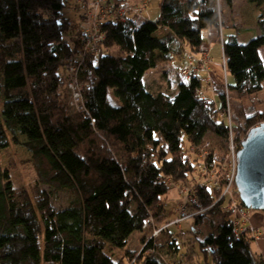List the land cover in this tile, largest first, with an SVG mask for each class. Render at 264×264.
I'll return each instance as SVG.
<instances>
[{
	"label": "trees",
	"instance_id": "obj_1",
	"mask_svg": "<svg viewBox=\"0 0 264 264\" xmlns=\"http://www.w3.org/2000/svg\"><path fill=\"white\" fill-rule=\"evenodd\" d=\"M108 1L125 10L140 6ZM244 1L260 10L258 33L240 44L221 27V58L232 80L214 86L211 98L196 71L181 77L178 67L187 62L173 67L174 95L155 91L143 76L185 50L199 52L201 29L221 24L220 0H159L153 18L143 17L148 0L141 12L99 19L100 39L72 27L68 0H0V152L22 144L34 166L28 188L0 165V264H197L199 252L206 264H264L247 224L236 231L227 198L218 200V188L203 184V167L221 168L229 140L238 150L248 130L264 122V110L226 119L225 92L264 87V0ZM71 61L79 102L61 78H70ZM111 91L118 104L110 103ZM31 127L37 134L21 141ZM183 188L185 195L193 189L196 201L186 204L200 212H188L185 220L193 222L181 234L162 225L178 216L166 204ZM59 191L67 194L63 206L51 201Z\"/></svg>",
	"mask_w": 264,
	"mask_h": 264
},
{
	"label": "rangeland",
	"instance_id": "obj_2",
	"mask_svg": "<svg viewBox=\"0 0 264 264\" xmlns=\"http://www.w3.org/2000/svg\"><path fill=\"white\" fill-rule=\"evenodd\" d=\"M90 0H77L78 5L75 0H68V2H71V5L68 8L64 9V12L67 13L68 15L72 14L70 12V8L72 7L73 12L76 13V20L74 22V25L72 24V27L74 26L75 29L77 28H82L83 26L87 28L86 31H84V34L87 33L88 35H91L93 38L92 39H97L100 36L98 27H97V21L100 19V16L98 14L95 15H88L92 14L95 10V7L90 5L89 11L87 9L82 8V4L85 2H88ZM158 1L159 0H151L150 1V6L148 7L147 11H145V14L147 15V12L150 13L151 16L157 15L158 12ZM219 9L220 13H223V16L221 15V24L223 28V32L225 34L230 33V34H235L236 35V40L238 43L243 44L249 41L251 38L255 37L257 34V27H256V22L255 20L257 19V15H259L260 10L256 7V5L253 4H248L244 0H233V5L231 8L226 6L222 0H220L219 4ZM83 12L85 13V16H81L80 13ZM69 15V16H70ZM79 21V22H77ZM73 23V20L72 22ZM216 30V27L214 26H209V27H204L201 29V33L203 36L204 41H208V34H213ZM219 30V28H218ZM217 32V30H216ZM219 33V31H218ZM218 40L216 41L212 39V41L216 44L213 48L214 53H218V59L216 63L219 64V70L213 69L211 66V56L208 51L201 50L199 52H191L190 50H185L182 55L180 56H175L171 60H166L163 62H159L158 66L155 68H151L146 71V75L143 76V81L144 83H147L150 86H154V90H161L164 92H167L171 95H174L177 89V82H178V77L174 71V65L177 62H180L179 58H183L187 62V68L185 69L187 72H189V68H191L192 71H198V70H203L206 71L207 74L205 75L204 80L207 82L208 86H211L213 89V86H220L224 80L227 78L229 81L232 80V77L230 74H227L225 69H224V63L221 58V41H220V36H218ZM264 49V46L259 47L258 50ZM90 51L92 52L90 56H92L95 52L90 48ZM263 51V50H261ZM264 56V53L262 54ZM64 62L65 59H64ZM192 62H195L193 65ZM182 63V62H180ZM177 65V64H176ZM59 68L61 69V66L59 65ZM64 69V68H63ZM65 70V69H64ZM68 71L70 78L67 80V76L61 77L63 78V81L65 83V86H67L74 95V100L75 102L80 101V94L78 92L77 87H79V70H77L76 66H74V62L69 63V69ZM163 71H165L168 75V80L164 78ZM182 75V74H181ZM182 78L184 76H181ZM78 78V80H77ZM169 83L171 86H169ZM152 89V88H150ZM209 93L212 92V90H208ZM226 97H227V106L228 103L231 101L230 104V112L229 116L227 119L228 124H231L232 119L234 118L233 115L239 114L240 116L245 115H252L254 113H257L259 111L264 110V87L257 91L256 93L253 94H247V95H242L238 96V94L233 91L229 90L227 93L225 92ZM78 95V96H77ZM110 103L112 104H118L119 101L118 99L114 96L113 92L111 91L108 97ZM235 120H233L234 122ZM260 123H257L259 125ZM27 130L28 133L24 134L21 137V141H24L29 138V136H35L37 134V129L34 127L28 128ZM26 130V131H27ZM235 146V140L230 139L228 142V146L225 150V156L223 158V163L221 168H219L218 171V183H225V175L224 173L227 172L228 169V159H232V151ZM31 155L30 153L22 146V144L19 145H11L10 148H8L6 151L3 150L0 152V165L2 166L4 163L7 165L8 170L12 173L13 179L16 181V184L21 186L23 184L24 187H30V182H32L34 178V166L32 164L31 160ZM205 167V166H204ZM203 167V175L205 173V168ZM215 181V179H214ZM43 189L46 191H49L48 186H42ZM235 188L236 186L232 182L231 185L228 187V192L230 193V202H228V198L226 199V204L227 206L224 208H228L232 214H236L237 218H242V223L240 224L239 228H242V225L247 224L246 231L248 232V235L250 236V243H251V249L253 250L254 253H264V209L256 210V209H251V208H245L244 206L242 207L243 209L247 210L246 213L241 212V206L237 205L235 202V198L237 194H235L232 191V188ZM184 188L180 191V193L176 194L177 196L175 197L176 199L169 200L167 203L166 200V205H167V210H172L175 209V211L179 214L182 213H188V212H196L199 211L200 208L196 206L195 209L191 208L188 206L186 203L188 201H191V199L195 198L192 196L193 189L190 190L189 195H185L184 193ZM229 197V194L228 196ZM238 199V198H237ZM219 200V199H218ZM51 201L54 205L56 206H63L66 204L67 201V194L64 192H51ZM229 204L233 206L234 208H230ZM212 205V204H211ZM203 209V208H202ZM198 213V212H197ZM177 215L172 216L169 219V222H167L165 225H162L163 228L166 226H171V227H177V230L179 233L183 234L182 231V226L190 225V222H193V219H188V221L181 220L177 223ZM185 217H187V214H185ZM184 217V218H185ZM174 221V222H173ZM184 223V224H183ZM152 234L156 235L158 232L159 228H154ZM203 231V229H202ZM201 231V232H202ZM156 232V234H154ZM201 235V233H198ZM139 235V232H133L130 237V242L128 246L130 248H133L135 243L137 242L136 236ZM133 238H135L133 240ZM132 240L135 242L133 243ZM198 258L195 260L197 264H206V260L204 258V255L199 252V255L197 256ZM185 264H191V262H185Z\"/></svg>",
	"mask_w": 264,
	"mask_h": 264
},
{
	"label": "water",
	"instance_id": "obj_3",
	"mask_svg": "<svg viewBox=\"0 0 264 264\" xmlns=\"http://www.w3.org/2000/svg\"><path fill=\"white\" fill-rule=\"evenodd\" d=\"M234 183L245 208L264 209V122L248 130L236 152Z\"/></svg>",
	"mask_w": 264,
	"mask_h": 264
},
{
	"label": "built area",
	"instance_id": "obj_4",
	"mask_svg": "<svg viewBox=\"0 0 264 264\" xmlns=\"http://www.w3.org/2000/svg\"><path fill=\"white\" fill-rule=\"evenodd\" d=\"M107 1L108 0H90L88 2L83 3L82 4V8L84 10L87 9L89 11L90 5H92V6L95 7V10H94V12L92 14H88V15L90 16V15L98 14L100 16V19H105V18L114 17V15L121 16L123 14V12L124 11L125 12L128 11V9H130L132 12H135V13L136 12H141L145 8L146 3L148 2V0H140V3H139L140 6L139 7L127 6V9L125 10L124 8H117L114 5H112L109 1H108L109 3ZM220 16L221 15L219 14V18H220ZM221 27L222 26L220 24V26H219L220 39H222ZM77 30L86 31L87 28L83 26L82 28H77ZM101 37H102V35H100L97 39H100ZM90 45H91L92 50L93 51L95 50V52H96L97 44L92 41ZM222 60H223V56H222ZM223 63H224V60H223ZM186 68H187V66L186 67H182V66L178 67L179 72L182 74V76H184L183 77L184 79L188 78V76H189V72H187L185 70ZM224 69H225V63H224ZM228 113H229V110H228ZM236 152H237V150L235 149V146H234V149L232 151V159L231 158L228 159V161H229L228 162V169H227V172L224 173V175H225V183H220L219 184L218 181L216 180V179H218V171L217 172H213V170H208V169H206L204 167L205 168V173L203 175V177H204V179H203L204 183L203 184L215 185L218 188V192L220 193L218 199H220V198H228V202H230V197H231L230 193L228 192V187L231 185L232 182L234 183L235 174H236ZM214 179H215V181H214ZM234 185H235V183H234ZM232 191L235 193V188L234 187L232 188ZM228 194H229V197H227ZM191 201L195 202L196 200L191 199ZM228 202H227V204H228ZM235 202H236L237 205H239L237 196L235 198ZM229 207L230 208H234L230 204H229ZM197 212H200V211L192 212L191 215L195 214ZM241 212L242 213H246L247 210H245V209H243L241 207ZM185 214H187V217H185ZM234 216H235V220H234L235 230L237 231V230L243 229V227L246 224L242 225V228H239V226L242 223L243 219L242 218H237L236 214ZM188 217H189L188 213H182V214L178 215L176 221L178 223L182 219L184 220V219H186Z\"/></svg>",
	"mask_w": 264,
	"mask_h": 264
},
{
	"label": "crops",
	"instance_id": "obj_5",
	"mask_svg": "<svg viewBox=\"0 0 264 264\" xmlns=\"http://www.w3.org/2000/svg\"><path fill=\"white\" fill-rule=\"evenodd\" d=\"M127 1H130V2H135V1H137V0H127ZM150 1L151 0H149V4H148V6L146 7V9L144 10V12H143V17H148V18H153V17H155V15H153V16H151L150 15V13H148L147 12V15L145 14V11H147V9H148V7L150 6ZM223 27V26H222ZM219 28V27H218ZM218 28H216V30H217V32H216V30H215V32L211 35V34H208L207 36H208V38H209V40L207 41H204L203 43H202V45H201V48L203 49V50H206V51H208L209 52V54H210V56H211V66H212V68L213 69H216V70H219V64L218 63H216L217 62V60H219L218 59V53L220 52V51H218V53H214L213 52V48H214V46L216 45L213 41H212V39L213 40H215V42L218 40V36H219V33H218ZM258 33V32H257ZM261 50H263V51H261ZM260 50V52H261V54H263L264 53V49H261ZM221 52H222V49H221ZM179 60H181L180 62H183V61H185L183 58H179ZM180 62H177V63H175V65L176 64H178V63H180ZM193 63V65L195 64V62H192ZM196 73L197 74H199L200 76H202L203 77V79H204V77H205V75L207 74V72L206 71H203V70H198V71H196ZM214 87V86H213ZM208 90H212V92L211 93H209L208 92ZM201 91H202V94H204V95H206V96H209V97H211V98H214L216 95H215V91H214V88L212 89L211 88V86H208L207 85V82L204 80V82H203V88L201 89ZM173 199H176V198H173ZM246 224H248V223H246ZM174 228V227H173ZM182 228H184V225L182 226ZM263 251H264V249H263ZM258 254H260V253H258Z\"/></svg>",
	"mask_w": 264,
	"mask_h": 264
}]
</instances>
